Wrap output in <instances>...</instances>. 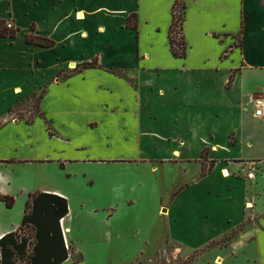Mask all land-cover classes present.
I'll use <instances>...</instances> for the list:
<instances>
[{
    "label": "crops",
    "instance_id": "obj_1",
    "mask_svg": "<svg viewBox=\"0 0 264 264\" xmlns=\"http://www.w3.org/2000/svg\"><path fill=\"white\" fill-rule=\"evenodd\" d=\"M178 1L187 7L185 58L169 45ZM104 8L110 13L98 23ZM134 13L135 30L127 27ZM0 20L15 32L0 34V167L32 172L30 188L0 174V196L23 202L20 217L0 215V239L19 228L29 195L42 192L68 201L60 225L69 245L78 192L63 183L77 167L99 164L111 175L171 166L186 182L159 205L156 249L143 239L131 261L171 245L187 264H264V120L251 104L264 96V0H0ZM32 35L55 45L29 43ZM40 90L32 123L9 120ZM107 183L114 201L94 215L108 210L100 220L112 243L125 234L119 215L144 193Z\"/></svg>",
    "mask_w": 264,
    "mask_h": 264
},
{
    "label": "rangeland",
    "instance_id": "obj_2",
    "mask_svg": "<svg viewBox=\"0 0 264 264\" xmlns=\"http://www.w3.org/2000/svg\"><path fill=\"white\" fill-rule=\"evenodd\" d=\"M109 13V8H104L101 14L96 17V21L103 23L105 21L104 17ZM240 41L239 37L237 44ZM41 94L42 90L30 98L22 100L12 108L9 113V120H18L19 118L28 121L34 120L36 115H39L38 105ZM150 128L146 127V130L148 131ZM150 135L153 134H138L139 137L145 139H149ZM154 140L155 138L151 137V142H154ZM10 167L1 165L0 174L9 177L12 181V187L19 184L21 187L30 188L32 185V172L25 173V169L22 168L11 173L9 172ZM119 167H115V169ZM181 167L182 169L186 168V166ZM130 168L132 169L125 171L123 169L114 170L113 174L108 175L106 174L107 168L99 164L91 165V167H77L78 175L67 181L68 183H63L66 189H72L73 193L78 192L77 202H75V199L72 201V205L73 207L76 206L77 211L75 220L68 223L71 230L68 234L70 243L67 246L71 249L72 258L67 264H187V261L181 256L175 258L174 248L171 245H164L161 255L152 254L131 261V255L139 249V241L141 242L143 239H149L153 242L150 247L146 246L147 250L151 248V253H153L156 249L157 241L162 236L161 229L163 227V220L158 215L159 205L161 201L165 206L169 204L170 194L179 185L186 182L187 175L183 171L178 173L177 170L170 169L171 166H168L165 172L157 173L151 171L150 165L145 167L146 171H143V166L139 168L142 171L135 170L136 167ZM109 179L119 187L128 189L134 186L136 191L144 193L143 196H137L140 201L139 206L135 205L131 209L128 208L130 212L125 216L122 213L119 215L116 223L125 228V234L119 242L114 235L112 243L109 242L110 239L106 235L105 225L100 220L102 214H106L108 210L94 215L96 208L104 210L114 201L113 193L107 183ZM22 205L23 202L20 200L15 202L12 208H9L3 202L4 212H0V215L3 218L9 217L10 219L20 217ZM137 217L139 218L136 219ZM138 220L140 224L137 223ZM23 233H28V229H24ZM198 254L199 252L194 254L192 259Z\"/></svg>",
    "mask_w": 264,
    "mask_h": 264
},
{
    "label": "trees",
    "instance_id": "obj_3",
    "mask_svg": "<svg viewBox=\"0 0 264 264\" xmlns=\"http://www.w3.org/2000/svg\"><path fill=\"white\" fill-rule=\"evenodd\" d=\"M183 2H175L172 8V23L169 31V45L175 58H185L187 44L183 33L185 11ZM127 27L137 29L138 15L131 14ZM7 28L6 21L0 20V34L15 35ZM29 43L41 47H53L55 43L47 38L30 36ZM228 54L226 52L224 56ZM95 63L83 65L94 67ZM235 74L230 77L227 86H231ZM32 123L31 121H28ZM1 202L12 208L15 200L12 197L0 196ZM69 213L68 201L55 194L36 192L29 195L24 216L17 231L4 235L0 239V264H64L72 255L66 245L60 221ZM28 229V233H23ZM31 249V250H30Z\"/></svg>",
    "mask_w": 264,
    "mask_h": 264
},
{
    "label": "built area",
    "instance_id": "obj_4",
    "mask_svg": "<svg viewBox=\"0 0 264 264\" xmlns=\"http://www.w3.org/2000/svg\"><path fill=\"white\" fill-rule=\"evenodd\" d=\"M6 26L9 29H13V24L11 22H8ZM251 104L255 107V116L264 120V96L253 98L251 100ZM254 176H255L254 171H251V170L247 174V178L250 180H252ZM62 232H63L64 239H66V233H65L64 228H62Z\"/></svg>",
    "mask_w": 264,
    "mask_h": 264
},
{
    "label": "bare ground",
    "instance_id": "obj_5",
    "mask_svg": "<svg viewBox=\"0 0 264 264\" xmlns=\"http://www.w3.org/2000/svg\"><path fill=\"white\" fill-rule=\"evenodd\" d=\"M65 233H68V229H65Z\"/></svg>",
    "mask_w": 264,
    "mask_h": 264
}]
</instances>
